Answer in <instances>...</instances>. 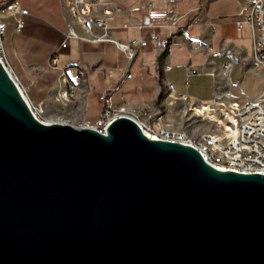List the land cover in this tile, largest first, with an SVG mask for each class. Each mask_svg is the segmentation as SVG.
<instances>
[{
  "label": "water",
  "instance_id": "obj_1",
  "mask_svg": "<svg viewBox=\"0 0 264 264\" xmlns=\"http://www.w3.org/2000/svg\"><path fill=\"white\" fill-rule=\"evenodd\" d=\"M0 264H264V171L39 118L0 55Z\"/></svg>",
  "mask_w": 264,
  "mask_h": 264
},
{
  "label": "crops",
  "instance_id": "obj_2",
  "mask_svg": "<svg viewBox=\"0 0 264 264\" xmlns=\"http://www.w3.org/2000/svg\"><path fill=\"white\" fill-rule=\"evenodd\" d=\"M20 1L31 14L25 16L20 33L14 32L12 21L8 24L3 43L9 65L35 103L43 96L50 103L66 69L70 81L77 84L65 112L73 124L98 118L104 93H112L116 105H125L139 116L146 114L144 121L156 113H163L167 121L177 113L176 105L184 102L167 95V82L201 101H210L216 91L227 88L253 97L263 89L264 70L252 63L250 27L245 25L244 38L238 37L235 15L240 0H99L122 6L110 21V34L121 41L140 37L148 41L133 59L110 42L70 38L61 47L71 19L61 1ZM168 14L176 15L177 21H168ZM140 21L142 29L137 26ZM225 63L228 69L222 66ZM128 72L134 76L127 78Z\"/></svg>",
  "mask_w": 264,
  "mask_h": 264
},
{
  "label": "built area",
  "instance_id": "obj_3",
  "mask_svg": "<svg viewBox=\"0 0 264 264\" xmlns=\"http://www.w3.org/2000/svg\"><path fill=\"white\" fill-rule=\"evenodd\" d=\"M60 1L63 11L68 12L71 16L63 31L65 38L61 47H66L70 38L110 42L122 51L128 59H133L140 48L148 44V41L143 37L121 41L110 34V21L115 14L122 10V6L116 2L99 0ZM149 5L152 6L153 2H149ZM30 14V9L24 6L20 0H0V55L18 81V77L9 65L3 41L8 31L9 22L14 23V32L20 33L25 27V16ZM177 19L176 15H167V20L171 23L176 22ZM235 22L240 39L244 38V26L250 27L253 45L252 63L256 69L264 70V0H240ZM153 25V23L149 24V26ZM128 26L127 22L123 24L125 28ZM137 26L142 29L144 24L140 21ZM78 27L82 29V33ZM167 51H171L170 46ZM52 63H56V58L52 59ZM222 66L224 69L230 67L229 63ZM133 76L131 72L126 74L127 78ZM58 80L60 86L53 100L59 110L64 109L75 96L77 84L70 81L66 69H62ZM19 83L29 98L25 87L20 81ZM167 89V95L172 100L184 101L197 121L212 125V130L202 133L198 137H193L186 130L172 128L165 122L162 113L151 115L150 119L144 121L141 117H145L146 114H141L139 117L136 113L129 111L125 105H115L112 93L101 95L103 109L98 118L86 119L77 127H92L104 132L106 126L115 117L121 114H130L142 123L149 133L168 141L193 144L210 162L218 167L239 171H264V78L263 89L255 97L248 93L240 96L227 88L216 91L210 101H201L190 99L186 92L179 90L172 82H167ZM30 102L37 116L43 118L44 108L34 104L31 100Z\"/></svg>",
  "mask_w": 264,
  "mask_h": 264
},
{
  "label": "rangeland",
  "instance_id": "obj_4",
  "mask_svg": "<svg viewBox=\"0 0 264 264\" xmlns=\"http://www.w3.org/2000/svg\"><path fill=\"white\" fill-rule=\"evenodd\" d=\"M68 21V20H67ZM67 25V22H66ZM7 37V35L5 36V38ZM53 64H51L50 68L52 69ZM22 84V83H21ZM23 85V84H22ZM24 86V85H23ZM53 86V85H52ZM59 89V88H58ZM57 89V91H58ZM54 92V90H52ZM56 92H54L55 94L52 95V97L50 98V103H47V101L45 100L46 97L43 96V99L40 102H33L31 99V101L34 104H38L41 105L44 108V112H43V119L45 120H51V121H66L71 123L67 116L65 115L67 106L64 109H57L58 106L54 103L53 97L56 95ZM113 92V91H112ZM74 98V97H73ZM72 98V99H73ZM71 99V100H72ZM43 101H45V103H42ZM181 102V101H180ZM42 103V104H41ZM69 103V102H68ZM68 105V104H67ZM103 105V104H102ZM116 105V104H115ZM129 111L136 113L134 110H130L129 108H127ZM176 114L175 116H170L167 117V121H165L166 123H168L172 128L178 129V130H186L188 131L193 137H198L200 136L202 133L205 132H210L212 130V125L208 124L207 122H198L196 117L193 116V112L191 110L188 109V105L185 102H182L181 104H177L176 105ZM138 113H136L137 115ZM163 114V113H162ZM130 115V114H128ZM132 116V115H131ZM134 117V116H133ZM141 117V114L140 116ZM135 118V117H134ZM143 119V117H141ZM86 119H82L80 122H78L77 124H73L75 126H78L80 124H82ZM94 120V119H91ZM197 121V122H196Z\"/></svg>",
  "mask_w": 264,
  "mask_h": 264
}]
</instances>
